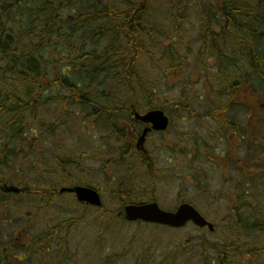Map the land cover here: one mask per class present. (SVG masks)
I'll return each mask as SVG.
<instances>
[{"label": "trees", "instance_id": "trees-1", "mask_svg": "<svg viewBox=\"0 0 264 264\" xmlns=\"http://www.w3.org/2000/svg\"><path fill=\"white\" fill-rule=\"evenodd\" d=\"M110 1L0 0V206L8 204L9 196L1 192V187L15 183L10 173L19 175L25 171L20 160H30L34 166L37 160L44 159L45 151L37 142L46 137V132L51 137L59 133L74 113L77 122L80 116L84 119L78 126L90 124L91 132L102 134V144H114L110 150L115 151L117 158L107 164L129 167L130 160L136 157L139 163L134 168L147 166L148 160L133 146L141 125L134 121L132 110L154 108L151 95L155 94L147 88L140 62L149 54L147 42L152 43L157 36L155 27L146 18L157 0L139 3L119 0L118 4ZM188 4L201 8L203 13L197 59L201 61L195 62L202 70L199 77L208 83L213 104L216 105L217 99H228L223 108L201 116L220 121V115L226 119L234 106L248 113L247 125L240 130V136L235 121L227 120L222 125L225 135L235 138L236 144L225 160L227 166L242 171L237 140L249 144L250 157L254 152L252 144H259L255 153L264 160V0H178L176 7ZM176 30L179 32L180 28ZM170 48L179 55L175 45ZM188 57L189 54H184L181 66L170 64L168 68L183 67L185 73ZM183 108L176 105L175 109ZM61 112L65 115L64 122L47 121ZM174 125L172 120L169 131ZM168 132L156 136L164 141ZM50 160L64 168L75 163L55 154ZM260 173L264 176V172ZM152 176L156 193L157 178ZM239 178H236L239 192H235L228 214L230 231L233 236L240 231L264 232V222L255 220L258 216L246 191L255 180L252 181L250 173ZM21 181L24 196L43 202L41 210L60 195L58 189L44 184L33 189L22 178ZM119 185L124 190L119 192L123 207L132 203L134 188L126 189L124 181ZM92 210L106 218L119 219L122 209ZM235 244L231 234L221 248L202 237L197 250L190 248L185 253L178 250L171 264H216L218 260L224 264H258L237 260ZM182 245L188 247L187 243ZM22 248L17 241L0 247V252L3 251L0 263L15 264L16 253Z\"/></svg>", "mask_w": 264, "mask_h": 264}, {"label": "rangeland", "instance_id": "rangeland-1", "mask_svg": "<svg viewBox=\"0 0 264 264\" xmlns=\"http://www.w3.org/2000/svg\"><path fill=\"white\" fill-rule=\"evenodd\" d=\"M110 2L118 4L119 0ZM156 2L146 18L152 28L155 27L157 36L152 43L147 42L149 54L143 57L140 65L147 79V88L155 94L151 95L153 109L164 108L175 125L164 141L156 135L149 138L146 150L153 159L150 168L140 165L134 168L133 165L139 163L136 157L130 160L129 167L107 164L117 158L115 151L110 150L114 144H102V134L91 132L90 124L78 126L84 119L80 116L77 122L74 113L59 133L51 137L46 132V137L37 142V146L45 151L44 159L37 160L34 166L30 160H20L25 164V171L19 175L10 173L9 177L15 180L10 186L23 188L21 178L33 189L41 184L58 191L76 185L87 186L101 194L105 208L117 212L122 208L119 192L124 191L119 184L124 181L128 186L126 189L134 188L132 203L156 201L167 211L190 203L216 228L219 226V232L210 233L194 225L175 231L128 224L120 218H106L95 210L85 209L72 194H60L42 210L43 202L21 193L8 194V204L0 206V247L18 240L23 247L19 254H25L24 264H171L178 250L181 253L190 248L197 250L202 237L221 248L229 234L236 243L237 260L264 264V232L240 231L233 236L228 219L235 192H239L237 179L250 173L255 183L246 188L250 193L248 201L258 216L255 220L264 222V176L260 173L264 172L261 169L264 160L258 159L255 153L259 144H252L254 152L250 157L249 144L236 141L240 148L237 157L243 160L242 171L227 166L225 161L236 144H233L235 138L225 135L222 125L227 120L235 121L239 130L237 136H240V130L247 125L248 113L234 106L226 119L220 115V121L201 116L228 104V99H217L216 105L213 104L210 87L204 78L199 77L202 70L195 63L201 61L197 59L203 13L193 4L177 8L178 0ZM183 16L186 20H182ZM177 27L181 32H177ZM174 45L179 55L170 48ZM184 54L190 56L185 73L183 67L168 68L170 64L181 66ZM176 105L184 108L177 111ZM146 111L148 109L141 112ZM64 117L61 112L47 121L64 122ZM141 132L142 129L137 134ZM52 154L75 163L64 168L50 160ZM132 170L135 173H131ZM152 174L157 178L156 193L151 182ZM254 194L257 197H253ZM182 243H187L188 247ZM2 256L3 251L0 252ZM216 264H220V260Z\"/></svg>", "mask_w": 264, "mask_h": 264}, {"label": "water", "instance_id": "water-1", "mask_svg": "<svg viewBox=\"0 0 264 264\" xmlns=\"http://www.w3.org/2000/svg\"><path fill=\"white\" fill-rule=\"evenodd\" d=\"M137 121L146 124V128L137 141V149L145 152L147 137L151 132H165L169 129L170 118L161 111L155 110L142 115L134 112ZM6 193L19 194L21 190L15 187L5 186L2 189ZM61 194H74L81 204H87L101 208L103 206L101 195L94 189L82 186L73 188H62ZM128 222H144L147 224H156L174 229H181L192 223L198 228L208 229L214 233L215 225L209 222L194 206L190 204L180 205L174 212L164 211L157 202L143 205H126L122 211Z\"/></svg>", "mask_w": 264, "mask_h": 264}, {"label": "flooded vegetation", "instance_id": "flooded-vegetation-1", "mask_svg": "<svg viewBox=\"0 0 264 264\" xmlns=\"http://www.w3.org/2000/svg\"><path fill=\"white\" fill-rule=\"evenodd\" d=\"M146 128L145 126H143V129ZM144 159L148 160V163L152 162L153 160L151 159V157H144ZM28 232L26 231V234ZM17 257V262L15 264H24L23 262L25 261V254L24 253H16V256ZM0 264H8V263H5V262H1ZM11 264V263H9Z\"/></svg>", "mask_w": 264, "mask_h": 264}]
</instances>
